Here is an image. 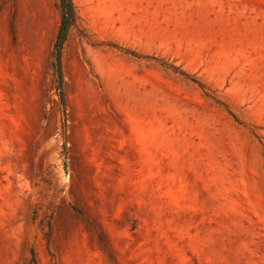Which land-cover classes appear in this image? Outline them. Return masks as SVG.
Here are the masks:
<instances>
[{"label":"rangeland","instance_id":"obj_1","mask_svg":"<svg viewBox=\"0 0 264 264\" xmlns=\"http://www.w3.org/2000/svg\"><path fill=\"white\" fill-rule=\"evenodd\" d=\"M73 4L64 115L59 0H0V264H264V0Z\"/></svg>","mask_w":264,"mask_h":264},{"label":"trees","instance_id":"obj_2","mask_svg":"<svg viewBox=\"0 0 264 264\" xmlns=\"http://www.w3.org/2000/svg\"><path fill=\"white\" fill-rule=\"evenodd\" d=\"M61 10V23L55 43L52 50V71L55 79L56 89L60 97L61 109L65 115V101L62 90L63 86V71H62V51L66 42L69 30L76 24V14L73 0H59ZM181 75H184L181 73ZM35 263V259H32Z\"/></svg>","mask_w":264,"mask_h":264}]
</instances>
